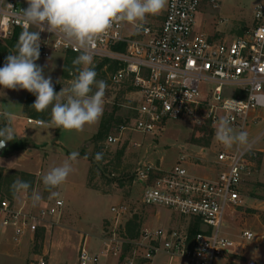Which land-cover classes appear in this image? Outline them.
Masks as SVG:
<instances>
[{
	"label": "built area",
	"instance_id": "1",
	"mask_svg": "<svg viewBox=\"0 0 264 264\" xmlns=\"http://www.w3.org/2000/svg\"><path fill=\"white\" fill-rule=\"evenodd\" d=\"M205 2L217 9L222 0H169L166 9L149 16L139 30L127 23L114 24L96 39L91 50L93 66L103 62L106 69L116 66L109 75V87L132 96V115L115 128L116 136H108V144L119 142L127 133L158 140L171 124L182 121L208 123L214 134L213 124L222 117L231 121L234 130L249 133L250 147L226 148L217 142L216 149L201 148L195 154L194 160L201 164L212 161L204 156L208 151L216 156L213 178L192 173L194 166L189 163L187 150L169 171L161 163L144 164L138 169L139 180L146 183L142 206L167 209L198 221L200 230L192 238L179 231L144 230L133 244L130 264H150L159 254L182 258L188 264H216L236 246L225 231L230 220L244 211L241 190L255 165L252 159L262 152L256 145L264 136V129L253 133L264 121V0L256 3L254 26L231 40H217L195 31ZM27 6L18 0H0L1 40L25 30L20 11ZM40 40V59H49L54 53L80 54L58 34L43 31ZM28 122L43 124L32 119ZM201 164L195 166L202 169ZM62 207L63 201H56L50 208L33 211L0 200V235H10L19 242L29 233L49 232L61 218ZM111 213L114 218L107 227L110 238L106 246L108 252L117 255L123 242L128 241L121 222L130 213V206L112 207ZM240 234L245 243L261 240L248 230ZM86 244L84 237L79 248L80 264L95 262ZM38 264L45 263L41 260Z\"/></svg>",
	"mask_w": 264,
	"mask_h": 264
},
{
	"label": "rangeland",
	"instance_id": "2",
	"mask_svg": "<svg viewBox=\"0 0 264 264\" xmlns=\"http://www.w3.org/2000/svg\"><path fill=\"white\" fill-rule=\"evenodd\" d=\"M18 1L27 3L26 0ZM257 1L222 0L217 9L205 2L197 16L195 31L204 32L211 36V38L217 40H231L232 38L241 36L254 26ZM15 45L12 42V38L7 40L0 39V67L4 66L5 58L10 53L16 51ZM63 57L64 65L62 73L58 77L56 76L53 81L54 88L58 92L63 87H69L71 81L78 74L74 70L73 73L69 74V78L65 79L63 77V70L68 55L63 54ZM42 61L43 59L39 58L36 63L42 67V63H40ZM115 70L116 66L109 65L108 69L103 67L101 72L96 76L97 80H103L108 85L104 96V113L101 119V123L102 121L106 123L110 121L107 125V136L101 142L94 144L93 137L99 132L98 130L91 139L85 141L96 131V126L99 121L91 125H86L79 132L62 128L57 129L60 130V141L71 152L76 151L80 143L85 141L83 143L84 145L76 151L79 153L78 159H83L88 162L87 173L84 181H82V186L97 191L99 196L86 200L81 198L79 193L71 191L69 186L62 184L58 188L52 189L58 195L51 196L50 192L45 189L41 178L46 171L40 173L38 176L22 172L15 166V160H10V155H6V149L0 153V155H4L2 158L5 160L3 163L5 165L0 167V200L5 199L17 208L25 206L27 209L33 211L47 209L52 207L56 201H63L61 218L57 223H53L51 228H49V232L40 230L33 234L29 233L27 236L32 235L31 241L26 239L28 238L26 236L19 242L14 241L10 235L7 238L0 235V258H2L0 259V264H38L41 260L47 264L48 253L45 255L43 252L45 246L49 254L59 253L65 250L67 257H69L68 259L77 260L78 264H80V235L88 236L86 246L90 254H99L103 246V241L104 245H106V242L110 238L107 227L113 222L111 208L121 205L130 206V213L121 222L128 236V241L123 242L121 250L116 255V259L118 260L117 264H130L134 251L133 244L139 239L142 232L141 223L143 222L144 216L150 213V211H154V213L158 212V210L148 209L141 205V194L145 189L146 183L139 180L137 176L138 169L144 164L159 165L161 163L162 168L165 171H169L183 154V151L187 150L186 154L189 155V163L194 166L191 170L194 175L215 177L217 171L216 166L213 165V160L216 159V156L213 153L208 151L204 155L206 159L212 160L210 162L204 161L201 164V162L194 160L195 154L200 152L201 148L216 149L217 141L214 139L213 131L208 123L198 125L189 121L175 122L169 126L164 135L158 140H153L150 137L144 138L138 134L131 135L127 133L119 142H113L111 144L106 142L109 135L116 136L115 128L125 118L132 115L130 109L132 102L129 101L132 96H126L121 90H114L112 87H109V75ZM43 72L45 75L46 72L44 70ZM95 90V87H93V91ZM261 114L264 119V111ZM136 144L140 145L136 146ZM25 145L26 148L31 147V149L39 151L43 158L50 153L47 146L36 147L30 146L27 143ZM256 149H262L264 151V137L258 142ZM56 150H60V148ZM11 152L16 153L10 150ZM81 152L88 157H93L94 162L91 164L87 158L81 155ZM97 153H103L101 161L95 158ZM120 153L121 156L118 158ZM67 154L68 156L70 155L69 153ZM263 159L264 152L258 153L252 159L256 165H252V174L249 175V172L245 177L241 190L242 194L246 197L245 200L247 203L250 206H254V208L248 207L250 209L244 216L246 219H249L248 226L256 225L258 219L264 222V183L254 174L256 172L254 170L255 166L260 168ZM195 164H201L203 168L199 169ZM83 169L84 167H81V173H83ZM161 174L163 172L158 173L154 178H157ZM17 179L30 183L31 187L28 192L14 194L11 185ZM69 179L70 182L74 180L72 174L69 175L67 181ZM33 191L39 192L42 196L41 201L35 207L31 202V193ZM240 213L242 212L239 211L238 215ZM177 216L174 219L176 225L178 224L177 231L185 230L188 224L192 228L193 223H195L192 220ZM256 216H258L257 219ZM68 234L71 235L67 242L65 241V236H68ZM120 234H123V232L121 231ZM123 239L125 240V237ZM258 251L264 253V245L263 247H259ZM114 254V251L108 252L109 257L115 256ZM258 257L259 260H262L261 255ZM92 258L95 262L98 261V256H92ZM18 259L21 261L19 262ZM182 260L175 264H188L186 260Z\"/></svg>",
	"mask_w": 264,
	"mask_h": 264
},
{
	"label": "clouds",
	"instance_id": "3",
	"mask_svg": "<svg viewBox=\"0 0 264 264\" xmlns=\"http://www.w3.org/2000/svg\"><path fill=\"white\" fill-rule=\"evenodd\" d=\"M27 8H22L20 16L25 24L15 45L16 51L5 58L0 67V87L10 90H26L35 95L32 108L43 112L51 108L50 123L55 128L82 131L86 125L99 121L104 111V96L108 87L103 80H97L93 67L91 50L95 41L106 34L116 23H127L137 30L149 16L161 14L169 0H26ZM35 27L36 31H30ZM47 31L58 34L66 44L80 54L73 60L77 75L69 87L59 92L54 90L51 77H45L43 68L36 64L40 57V33ZM60 82V81H58ZM95 87V91H93ZM0 116L7 121L0 127V148L15 137L12 114L5 110ZM214 139L232 148L250 147L249 133L236 131L227 117L214 122ZM79 153L73 151L61 164L53 166L42 175V182L51 196L58 195L52 189L66 182L73 172L72 163ZM97 160L103 153H97ZM31 185L17 179L11 185L15 193L28 192ZM39 192L31 193L35 207L41 201Z\"/></svg>",
	"mask_w": 264,
	"mask_h": 264
},
{
	"label": "crops",
	"instance_id": "4",
	"mask_svg": "<svg viewBox=\"0 0 264 264\" xmlns=\"http://www.w3.org/2000/svg\"><path fill=\"white\" fill-rule=\"evenodd\" d=\"M200 33L206 34L204 32H200ZM43 61L40 63H42V68L46 72L45 77L47 78L50 76L53 82L55 77L56 76L58 77L62 73V69L64 65L63 54L54 53L49 59H43ZM28 93L29 92L26 90H10V89H3L2 87H0V112L7 110L12 114V127L15 129L14 139L12 141H8L5 147L6 149L5 151L7 153L6 155L8 156L10 155V160H15V166L18 168V170L29 173L33 176H38L40 173H43L44 171L46 172L49 171L51 167L61 164L65 159L68 158L67 153L71 154L72 152L68 150L65 147V145L60 141L59 138L60 130H57L58 128H55L54 125H52L51 123H47L45 120L35 119L34 117L26 113V100ZM28 119H32L34 121H41L43 122V124L39 126L35 123H29ZM101 119L102 116L99 119L98 125L96 126V131H94L92 135H90L85 141L91 139L98 132L100 128ZM6 123L7 121L4 119V117L0 116V127L5 126ZM263 129H264V121H261L254 128L253 133L257 134ZM22 142H25L30 146H36V147L47 146L50 153L48 156L43 158L40 155L39 151H35L34 149H31V147L30 148L27 147L26 151L24 150L21 152H16L12 150L13 148L12 146H14L15 144H20ZM83 143H80L78 149L84 145ZM58 148H60V150H56ZM10 150L16 153H12V152L10 153ZM3 156L4 155H0V167H3L5 165L3 164L5 162V160L2 158ZM254 164L256 165V163ZM72 167H73V172L71 174L74 177V180H72V182H70V179L69 181L66 180V182H64L62 185L69 186V189L71 191L73 192L75 191L79 193L81 198L86 200H88L89 198L94 199L97 196H99L97 191L82 186V181H84L87 173L88 162L83 159L77 158L76 161L72 163ZM81 167H84L83 173H81ZM254 170H256V172L254 173L255 176L259 177L261 179L260 181L264 183V159L260 164V168L255 166ZM251 171L252 169L250 170L249 175L252 174ZM81 174L84 175L83 178H81L82 176ZM245 203H246L245 205L246 209L239 215L237 214L238 216L236 215L234 219L230 220L229 225L227 226L225 231L228 237L236 242V246L233 250V253L228 255L226 258L219 260L216 264H258L259 262L260 264H264V253L258 251L259 247H263L264 245V222L258 219V223L256 225L254 226L249 225L250 226L249 227L248 226L249 219H246L244 216L249 211V209L254 208V206L253 205L250 206L246 200ZM148 209L158 210V212L154 213V211L152 212L150 211V213L144 216L143 222L141 223L142 231L148 230L153 232L158 229H163L166 231H177L178 224L176 225V222L174 221V219H176L175 216L178 215L177 213H174L170 210L163 208H148ZM179 217L183 218L181 216ZM257 218L258 216H256V219ZM107 220H111V219H107ZM189 225L190 224H188L185 230L183 231L179 230V232H183L189 236V232L191 229V226L189 227ZM242 230H248L253 232L256 238L257 239L260 238L261 240L259 241L256 240L251 243H245V241L240 236ZM70 235L71 234L65 236L66 237L65 241L68 242V240L70 239ZM27 237L28 238L26 239H29L31 241V236H27ZM84 237H86L88 241L87 235L86 236L80 235L81 244L83 242ZM106 247L107 246L104 245V241H103V246L100 250V253L97 255L90 254L93 257L98 256V261L97 262L90 261L87 264L89 263L117 264L118 260L116 259V255L109 257L108 250ZM254 247L256 248L254 249ZM43 252L45 255L46 253H48L47 264H78L77 260H72L71 258L68 259L69 257H67L65 250L59 253L49 254V252L46 251V246H45ZM260 255L262 257V260L258 259L259 258L258 256ZM18 260L19 262L21 261L20 259ZM178 261L180 262L183 260L182 258L171 259L166 254L165 255L160 254L157 255L150 264H175L178 263Z\"/></svg>",
	"mask_w": 264,
	"mask_h": 264
},
{
	"label": "trees",
	"instance_id": "5",
	"mask_svg": "<svg viewBox=\"0 0 264 264\" xmlns=\"http://www.w3.org/2000/svg\"><path fill=\"white\" fill-rule=\"evenodd\" d=\"M21 34V31L17 30L14 34V36L12 37V42L14 44H17L19 36ZM68 55V59L65 62V66H64V70H63V77L65 79L69 78V74L73 73L74 70H76V68L78 66H74L73 65V60L79 55V54H73V53H69ZM105 62L98 64L97 66L94 67V70L96 71V73H100L102 68L104 67ZM77 73V71H76ZM54 90L56 92H58L55 88ZM32 93L29 94L28 99L26 100V113L29 114L30 116L34 117L35 119H42L45 120L47 123H50L51 120V108H49L46 111L43 112H37L35 109H33L31 106L34 103L36 97L35 95H33ZM32 96V98H31ZM109 122H104L102 121L99 132L93 137V143L97 144L99 142L102 141V139H104L107 136V132H108V125ZM16 152H21L26 150V145L25 142H22L20 144H15L13 146V149ZM82 156H84L85 158H87L90 163L92 164L94 162V158L93 157H88L86 156V154H84L83 152H81ZM121 156V153L118 155V158ZM101 161V160H100ZM95 164H97V162H95ZM200 230V223L198 221H196L195 223H193L192 228L190 229L189 232V237L192 238L196 235V233H198V231Z\"/></svg>",
	"mask_w": 264,
	"mask_h": 264
},
{
	"label": "water",
	"instance_id": "6",
	"mask_svg": "<svg viewBox=\"0 0 264 264\" xmlns=\"http://www.w3.org/2000/svg\"><path fill=\"white\" fill-rule=\"evenodd\" d=\"M6 145H7V143L5 144L4 147L0 148V153L5 149Z\"/></svg>",
	"mask_w": 264,
	"mask_h": 264
}]
</instances>
